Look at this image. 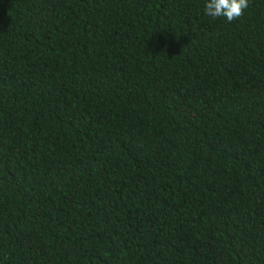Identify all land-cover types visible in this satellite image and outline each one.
Segmentation results:
<instances>
[{
    "label": "trees",
    "instance_id": "16d2710c",
    "mask_svg": "<svg viewBox=\"0 0 264 264\" xmlns=\"http://www.w3.org/2000/svg\"><path fill=\"white\" fill-rule=\"evenodd\" d=\"M0 0V264H264V0Z\"/></svg>",
    "mask_w": 264,
    "mask_h": 264
},
{
    "label": "clouds",
    "instance_id": "9594fccd",
    "mask_svg": "<svg viewBox=\"0 0 264 264\" xmlns=\"http://www.w3.org/2000/svg\"><path fill=\"white\" fill-rule=\"evenodd\" d=\"M249 6L250 0H206L204 14L213 19L224 18L227 22H233L242 18Z\"/></svg>",
    "mask_w": 264,
    "mask_h": 264
}]
</instances>
